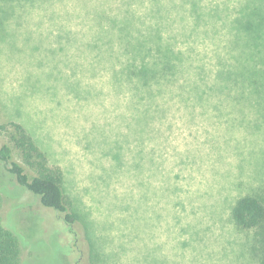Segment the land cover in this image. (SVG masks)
<instances>
[{
    "label": "rangeland",
    "instance_id": "rangeland-1",
    "mask_svg": "<svg viewBox=\"0 0 264 264\" xmlns=\"http://www.w3.org/2000/svg\"><path fill=\"white\" fill-rule=\"evenodd\" d=\"M146 53L235 84L220 92L252 91L258 132H230L229 117L194 115L175 97L143 129L139 95L114 75ZM9 122L61 167L81 217L69 227L39 197H20L0 163V188L20 197L27 264H259L256 231L231 213L243 196L264 197V0H0Z\"/></svg>",
    "mask_w": 264,
    "mask_h": 264
},
{
    "label": "trees",
    "instance_id": "trees-1",
    "mask_svg": "<svg viewBox=\"0 0 264 264\" xmlns=\"http://www.w3.org/2000/svg\"><path fill=\"white\" fill-rule=\"evenodd\" d=\"M158 58L167 59L159 68L147 66ZM173 62L167 56L154 57L147 53L136 61V57L132 55L123 62L125 72L117 71L114 75L139 95L137 100L142 103L143 129H148L149 121L157 118L156 116L160 118L161 112L162 114L165 112V109L159 106L160 99L164 97L165 102L168 100L167 97H175L183 102L188 112L192 109L194 115L195 107H198L201 111L196 114L200 116L211 110L214 111L211 113L214 117H229L230 120L227 121L230 122L227 125L230 132L240 127H244L245 132H258L252 121L254 111L252 109L259 102L251 99L252 91H240L237 95L220 92L221 88L218 85L234 91L235 84L229 74L227 80L231 82L219 78L217 84L209 85L210 72L203 74L187 70L182 72L173 68ZM255 95L259 94L255 93ZM227 97L233 100L227 102ZM213 102H216L215 104L220 102L222 105L221 107L211 105ZM224 102L230 105L226 113L221 112ZM205 103L206 107L202 108L201 104ZM223 120L225 121V118ZM2 135L6 136V141H1ZM0 163L6 169L8 180L15 188L20 189V197L23 192L39 197L41 204L45 208L54 210L59 219L69 227L81 221L74 202L66 193L63 170L50 163L47 154L36 144L22 124L9 122L0 125ZM11 189L0 188V264H27L26 260H23L22 243L15 234L17 230L13 216L15 205L13 201L20 197H14ZM6 201L9 203L6 204ZM231 218L237 229L256 231L261 244L259 264H264V197L256 195L241 197L232 208ZM21 239L23 241V237Z\"/></svg>",
    "mask_w": 264,
    "mask_h": 264
}]
</instances>
